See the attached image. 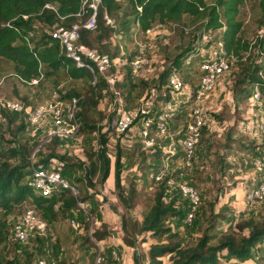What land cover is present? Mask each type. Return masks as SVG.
I'll return each instance as SVG.
<instances>
[{
    "label": "rangeland",
    "instance_id": "rangeland-1",
    "mask_svg": "<svg viewBox=\"0 0 264 264\" xmlns=\"http://www.w3.org/2000/svg\"><path fill=\"white\" fill-rule=\"evenodd\" d=\"M206 1L210 3L215 0ZM119 2L120 7L116 12L118 16L129 5L127 0ZM108 17V23L114 31L100 43L107 44L110 55L115 53L114 57L111 56L114 62L110 72L120 77L116 80L115 88L104 80L97 106L86 111L87 121L94 124L95 128L78 130L68 137H49V118L30 124L25 117L24 132L32 146L31 161L34 164H44L46 157L54 152L56 155L50 157L47 166L59 167L58 170L67 182L75 186L76 194L86 191L92 193V196L82 202V207L72 208L53 222L43 220L29 199L18 205L15 212L7 216L9 222H14L27 208L33 209L37 216L34 231L27 239L18 240L11 234L6 245L1 248L4 256L19 263L29 255L32 256V264H39L40 259L46 261L39 250L43 239L47 238V241H57L60 245L61 253L58 258L74 264H96L99 250L103 256L101 264H135L134 255L141 256L139 264H152L148 258L149 246L154 242L150 231L131 232L129 227V231H126L122 227L121 215H129L132 220L140 222L153 202L161 180L153 179L151 171L152 164L158 162L152 153L156 148H141L138 120L125 132H118L116 119L120 110H135L143 100L154 98L155 91L151 88L159 80L165 83L167 70L176 57L187 47L208 43L218 29L204 30L202 19H192L185 14L178 22L154 21L149 32L135 29L131 34L132 27L123 33L120 22L115 20L117 17ZM237 17L243 22L240 35L254 46L256 39L264 33V19L257 0H244ZM40 26L37 27L38 34L42 33ZM93 46L102 50L96 40L93 41ZM196 51L197 49L191 58H194ZM138 53L146 61L136 68L131 60ZM243 54L241 59L229 56L228 69L218 77L213 88L201 101L204 127L192 163L184 165L179 144L178 153L168 160L164 156L165 159L159 161L160 164L168 165L171 171L184 169V173L189 175L185 180L200 193V202L193 217L186 220L187 200L178 192L175 184L165 185L164 200L173 201L185 214L168 219V225L179 233L181 246H194L205 232L214 235L210 242L216 243L225 232H239L236 222L248 217L257 221L264 218V200L255 205L244 203L246 190L256 182L259 175L254 169L253 159L264 155V134L259 131V124L264 121V98L256 100L243 97L248 83L245 71L254 60H260L256 58V47ZM42 70L46 71L47 68L43 66ZM127 70H131L129 78L135 83L133 87H130V81L125 77ZM13 72L12 61L2 57L0 77L5 75V79L0 85V100L16 98L23 102L24 107L31 109L50 98L61 99L73 87H86L82 78L69 77L62 69L51 73L49 77L43 76L36 84L21 82ZM180 75L187 84L185 89L197 84L196 66L184 67ZM178 96L183 97L182 93ZM62 100L65 103L69 101ZM191 103H184V115L172 120L169 128L171 133L175 134L176 129L185 122ZM1 108L0 105V111ZM6 112L13 121L9 123L8 116L1 111L4 118H0V160L10 155V148L20 143L14 132L24 115L23 111ZM54 139L57 142H53ZM159 139L161 144L165 143L163 147L166 149L168 138ZM102 147L110 160L109 174L104 181L91 175L89 181L85 175L89 154L100 152ZM116 159H119L123 187L134 183L137 189L133 205L128 209L117 197L113 184ZM10 160L17 162L18 158L11 157ZM65 164L69 166L64 167ZM220 216L221 221L218 223ZM103 229L108 231V235L96 240L95 231ZM242 234L247 235L248 228ZM125 237L134 238V245L128 244ZM261 248L264 256V242ZM48 251L51 254L50 247ZM169 255L162 256V264H171ZM260 259L261 264H264V259ZM249 260L251 261L249 258L230 257L233 263L249 264Z\"/></svg>",
    "mask_w": 264,
    "mask_h": 264
},
{
    "label": "trees",
    "instance_id": "trees-1",
    "mask_svg": "<svg viewBox=\"0 0 264 264\" xmlns=\"http://www.w3.org/2000/svg\"><path fill=\"white\" fill-rule=\"evenodd\" d=\"M127 1L129 5L118 16L116 12L120 7L119 0H102L101 7L97 12L96 27L92 30L82 28L80 30V41L93 46V41L96 40L99 42L101 49L107 52V44L100 42L103 39L106 40L114 29L109 23H106V19L103 17L104 13H107L108 16L117 17L115 20L120 22L123 33L132 27L131 32L129 31L131 34L137 29L145 31L152 26L154 21L163 23L178 22L186 14L192 19H202L204 30L213 31L218 29V32L211 40L222 42L228 58L229 56H234L241 59L245 51L250 52L253 47H256L258 51L256 58L260 60H254L245 71L248 83L243 97L250 98L253 90L258 88L259 99L264 98V33L256 39L254 46L249 40L240 35L243 22L237 16L239 7L244 0H215L210 3L206 0ZM45 2H52L57 7L58 13L66 16L64 23L69 24L76 19L74 13L79 8V0H0V62L2 57L9 59L13 63L14 71L26 79L38 74V59L47 68L44 71L45 77H49L51 73L62 69L69 77L82 78L86 82V87H73L61 99L70 100L72 97H77L78 109L76 113L80 122H83L80 130H93L95 125L87 121L86 111L88 108L97 106L98 95L104 79L100 78L98 82L93 83L91 73L84 67L75 66L64 55L57 39L42 33L35 41L34 46L30 48L24 38L27 30L33 28L36 31L38 25L42 27L43 25L51 24L57 18L53 10L43 7ZM257 2L264 19V0H257ZM138 6H141V8L139 9ZM22 14H27V18H23ZM7 20H11L17 29L14 26L2 24V22ZM196 49L197 46L185 48L173 61L166 75L174 69L180 72L184 67H197L202 56L195 54L194 58H191ZM34 52L37 53V56H35ZM111 56L114 57L115 53H112ZM187 59L189 60L187 61ZM127 71L125 77L130 81V87H133L135 83L129 78L131 70ZM162 84V81L159 80L152 88H161ZM1 111L8 116V121L11 123L13 121L12 117L4 108H1ZM183 111L178 113V117L184 115ZM21 118L22 120L16 126L14 132L20 143L16 147L10 148V155L0 160V264H32L31 255L26 257L22 263H19L15 259L8 258L1 253L2 246L6 245L8 237L11 236V228L14 223L12 221L9 222L7 216L14 213L18 205L29 199L37 208L43 220L53 222L60 216H64L72 208L80 207L78 206V201H87L92 196V193H87L86 191L83 194H74L69 188L64 187L57 188L46 195L36 193L29 183L32 146L28 143L24 132L26 127L25 116L22 115ZM54 141L57 142L56 139ZM103 150L104 147H102L100 152L89 154V163L85 174L89 181L91 180V175L97 176L100 181H104L109 174L110 160ZM152 153L158 159V162L151 166L154 179L156 173L164 169L163 164H160L159 161H162L166 153L159 148H156ZM55 155L54 152L50 153L44 160V165H48L50 157ZM11 157L18 158L17 162L10 160ZM115 162L113 184L117 197L123 203V206L128 209L133 205L137 189L134 183H131L132 185L126 188L123 187L119 159H116ZM68 166L65 164L64 167ZM54 168L59 169V167ZM184 172L182 168L176 171L165 170V174L159 182V187L155 191L153 202L140 222L132 220L129 215H121L122 227L126 231H129V229L131 232L150 231L151 236L154 238V242L150 244L148 249L150 262L152 264H162V256L170 254L171 264H222L223 261H227L230 257L249 258L251 261L249 260L247 263L261 264L259 258L264 259L261 253V244L264 242V218L257 221L252 217H248L236 222L235 226L239 232H225L218 238L216 243L210 242L214 235L205 232L194 246L180 245L179 233L168 225V219L181 217L186 213L184 214L180 207L175 206L173 201H165L164 195L166 180L169 177L174 180L176 178V181L185 180L189 175ZM221 217H219L218 223L221 221ZM245 228H248L247 235L242 234ZM94 235L96 240H100L108 235V231L105 229L96 230ZM125 241L132 246L134 245V238L125 237ZM49 247L51 248V254L48 251ZM40 248L41 256L46 257V264H74L66 262L63 258H58L61 253V247L57 241L49 242L47 238L46 240L44 238ZM140 257L134 255L135 264L140 263Z\"/></svg>",
    "mask_w": 264,
    "mask_h": 264
},
{
    "label": "built area",
    "instance_id": "built-area-1",
    "mask_svg": "<svg viewBox=\"0 0 264 264\" xmlns=\"http://www.w3.org/2000/svg\"><path fill=\"white\" fill-rule=\"evenodd\" d=\"M102 0H79V8L74 13L75 20L69 24L64 23L65 15H61L57 11V7L52 2H45L43 7L51 9L56 13L57 18L48 25L41 27L42 33L57 39L63 50L64 55L78 67L86 68L92 75V82L95 83L98 78H103L105 82L115 88L118 74L111 73L114 59L108 52L99 50L94 46H89L80 41V30L82 28L94 29L97 24V12L101 7ZM140 9L141 6H138ZM27 14H22L23 18H27ZM103 17L108 23L110 18L107 13ZM7 26H14L11 20L2 22ZM37 26V25H36ZM14 28H16L14 26ZM17 29V28H16ZM152 26L148 27L145 32H149ZM33 28L26 31L24 38L30 48L35 41L42 35ZM196 54L201 55L202 59L197 65L198 81L193 88L185 89V81L182 79L177 69L168 72L165 83L161 88H152L155 91L154 98H147L141 102L135 110H120L116 119V130L125 132L130 129L138 120L140 124L139 134L141 136V148H161L166 153L164 156L168 160L178 153V144L181 145V154L184 165L189 166L192 163L195 148L199 143L202 134V126L204 124V114L202 111L201 101L203 97L213 88L218 77L224 73L229 67V59L224 50L221 41L208 40L206 44L201 43L197 46ZM35 56L37 53L34 52ZM39 61V72L30 79L23 78L17 72L12 74L21 82L27 84H36L44 76L42 70L44 64ZM146 58L140 53L136 54L131 60L134 67H138L145 63ZM5 75L0 77V85L3 83ZM117 91V90H116ZM118 92V91H117ZM182 93L183 97L178 96ZM260 93L258 88L253 90L250 98L259 99ZM77 97H72L67 103L62 99L50 98L44 102L38 103L34 108L24 107L22 101L16 98H8L0 100V105L7 111H23L24 116L30 124H35L49 118L50 127L48 129L49 137H68L76 134L81 128V122L77 116ZM192 102V103H191ZM191 103L187 111V117L184 123L176 129L174 134L169 131L171 122L177 118L178 113L183 111L182 105ZM4 118L0 111V118ZM259 131L264 134V121L259 124ZM177 134V136H176ZM159 137L168 138L167 148L164 149L160 143ZM163 149V150H162ZM163 158L162 161L165 159ZM253 166L258 172V178L245 193L244 203L247 205H255L264 200V155L256 156L253 159ZM164 169L158 171L155 175L157 180L163 178L168 165L163 164ZM167 183L175 184L178 192L185 197L188 202V210L186 220H190L200 202V193L196 187L189 184L186 180H174L169 177ZM29 183L36 191L43 195L50 194L57 188H69L72 193L76 194V188L68 183L60 170L54 167H48L44 164H34L30 162ZM78 206L82 207V202L78 201ZM37 216L33 209L27 208L14 221L11 234L18 240L27 239L34 231ZM103 259L99 250L97 254L96 264H101ZM241 262L224 261L222 264H240ZM39 264H46L44 259L39 260ZM246 264V263H242Z\"/></svg>",
    "mask_w": 264,
    "mask_h": 264
}]
</instances>
